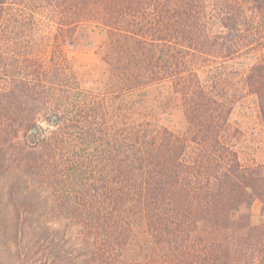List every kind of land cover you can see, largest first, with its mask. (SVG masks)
I'll list each match as a JSON object with an SVG mask.
<instances>
[{"label":"trees","instance_id":"obj_1","mask_svg":"<svg viewBox=\"0 0 264 264\" xmlns=\"http://www.w3.org/2000/svg\"><path fill=\"white\" fill-rule=\"evenodd\" d=\"M251 15L264 24V0H0V264L252 263L264 165L240 164L216 74L254 49ZM82 25L106 37L98 91L64 52ZM258 53L242 79L264 124ZM155 86L166 100L143 96ZM171 106L181 134L160 123ZM48 207L82 251L40 221Z\"/></svg>","mask_w":264,"mask_h":264},{"label":"rangeland","instance_id":"obj_2","mask_svg":"<svg viewBox=\"0 0 264 264\" xmlns=\"http://www.w3.org/2000/svg\"><path fill=\"white\" fill-rule=\"evenodd\" d=\"M251 18V23L246 26V32L250 37L252 36L254 43V49L250 52L249 57L246 60L241 58L221 65L220 70L216 73L218 77L221 75V80H225V86L218 91L220 97L230 107L228 118L230 143L237 153L240 164L246 167L257 164L264 165V124L259 113L257 98L248 93L242 79L243 68L247 64L253 63L259 56L258 52L264 48V24H257V17L254 15H251ZM105 38V33L99 28L93 25H82L76 30L73 40L64 46L67 58L70 59L80 77L82 86L86 89L98 91L104 87L107 78V67L102 57ZM167 90V86H155L142 91V94L166 100L164 95ZM159 94L163 96H157ZM160 123L177 134H181L186 126L181 110L174 106L163 107ZM6 185L5 179H0V193L4 191ZM3 201L0 198V215L4 211ZM261 208L260 200L256 199L252 202L250 207L251 224L260 225L262 223ZM51 212L48 207L40 221L51 229L59 230L64 234L65 246L70 249L72 255L82 251L83 245L78 228L67 219L53 217ZM2 242L3 240H0L1 244ZM261 248L263 249L261 254L255 251L253 255H249V258L252 257V263L249 264H264V261L260 262L262 260L260 256L264 255V246ZM249 252L247 251V253ZM3 258L8 259L5 255ZM245 258L248 259V257ZM81 262L82 258L79 257L76 264H84ZM9 264L17 263H11L10 260ZM35 264H42V261L36 260Z\"/></svg>","mask_w":264,"mask_h":264}]
</instances>
